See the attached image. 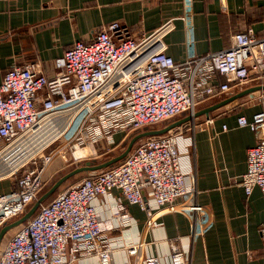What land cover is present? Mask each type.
Returning <instances> with one entry per match:
<instances>
[{"label":"built area","instance_id":"1","mask_svg":"<svg viewBox=\"0 0 264 264\" xmlns=\"http://www.w3.org/2000/svg\"><path fill=\"white\" fill-rule=\"evenodd\" d=\"M182 2L187 48L183 60L167 53L164 40L175 29L174 19L140 37L115 21L103 26L92 41H76L57 57L53 77L39 62L15 66L4 75L0 152L28 144L33 154L12 176L16 175V188L0 192V230L39 199L48 167L57 157L65 158L67 151L114 145L119 135L123 141L131 132L193 115L234 87L264 86V37L250 28L236 33L230 47L198 55L193 0ZM256 94L260 110L252 119L237 118L239 127L259 135L248 150L240 181L247 196L256 187L264 195V89ZM192 122L187 130L181 125L140 139L122 161L90 173L42 204L0 250V264H76L90 258L98 264H191L195 241L212 224L210 210L198 201L188 148L193 138L184 136L194 131ZM67 135L66 142L54 147ZM100 197L110 211L108 218L100 213ZM152 204L184 214L192 227L190 237L167 239L169 250L164 254L151 253L133 230L137 220L127 207L139 206L147 215V226L161 228ZM109 231L119 234L110 236ZM118 252L124 259L114 263Z\"/></svg>","mask_w":264,"mask_h":264},{"label":"crops","instance_id":"2","mask_svg":"<svg viewBox=\"0 0 264 264\" xmlns=\"http://www.w3.org/2000/svg\"><path fill=\"white\" fill-rule=\"evenodd\" d=\"M193 8L194 51L198 55L230 47L236 33L250 28L258 37H264V0H193ZM182 15V0H0V83L10 69L30 62H39L46 75L53 77L57 57L76 41H92L103 26L115 21L140 37L174 19L175 29L164 40L167 53L183 60L187 48ZM248 88L250 85L234 87L228 96L214 98L196 112ZM260 108L256 93L242 96L209 116L198 117L194 131L184 134L193 138L188 148L200 191L198 201L212 215L211 226L192 247L191 264H264V195L256 187L247 196L240 185L247 170L248 150L257 144L259 135L237 123L241 115L252 119ZM192 124L186 122L182 129L187 130ZM224 125L227 131L223 130ZM48 183L40 197L49 190L45 191ZM2 184L0 192L10 190ZM60 192L56 190L43 204ZM113 194L119 196V191L114 190ZM152 206L157 213L155 223L162 224L161 228L148 227L146 213L137 205H127L137 220L133 230L149 245L152 254H164L169 250L167 239L190 237L192 227L184 214ZM99 207L102 216L110 217L103 197L99 198ZM123 255L114 253L113 262H121ZM76 264L98 263L90 258Z\"/></svg>","mask_w":264,"mask_h":264},{"label":"rangeland","instance_id":"3","mask_svg":"<svg viewBox=\"0 0 264 264\" xmlns=\"http://www.w3.org/2000/svg\"><path fill=\"white\" fill-rule=\"evenodd\" d=\"M169 122H164V123H160L157 125H153L148 127L147 130H156V129H162L164 127H166V125H168ZM136 135V133L131 132L129 133L128 137H126L125 140H122L121 135H119V138L116 139V143L114 145H108V144H100L97 145L96 147H94L93 149L88 148L87 152L85 154V156L80 157V158H75L73 156V152L71 151H67L65 153V158L62 157H57L56 160L53 162V164H51L48 167V172H47V176H46V182L49 181L47 188L45 189V191H47L48 189H50L61 177H63L64 175H66L67 173H69L70 171L76 169L77 167H81L86 165V163H101L104 161H107L109 159H112L113 157L120 155L121 153H123L126 148L128 147L131 139ZM50 139V138H49ZM47 139V140H49ZM47 140H45L44 142H46ZM68 140V135L63 137L61 139V141H59L58 143L55 144L54 147L60 146L62 145L64 142H66ZM139 142V140L135 143V145ZM8 152V151H7ZM33 154V151H31V146L26 150V151H22L20 153L16 154V162L17 164H21L23 162H25L26 160H28ZM6 158H5V163H7L8 166V171L10 174L11 173V167L9 165H14L11 157L6 153L5 154ZM56 166L55 169H52L51 167ZM27 168V166L25 165L23 167V169H21V171L18 172L17 175H20L21 172L23 170H25ZM7 174V175H8ZM90 175L89 172H83L77 175H74L70 178H68L66 181H64L59 187H58V191H62L64 190L66 187L75 184L76 182L80 181L81 179H83L84 177ZM16 176V175H15ZM9 177V178H5L3 180H1V184L8 187V189L12 188L14 186V182L16 177ZM4 178V177H3ZM49 179V180H47ZM0 184V185H1ZM18 230V227L15 229L10 230L3 238L1 244H0V250H2L5 245L7 244L8 240L10 239V237Z\"/></svg>","mask_w":264,"mask_h":264},{"label":"water","instance_id":"4","mask_svg":"<svg viewBox=\"0 0 264 264\" xmlns=\"http://www.w3.org/2000/svg\"><path fill=\"white\" fill-rule=\"evenodd\" d=\"M264 86H255V87H250L248 89L243 90L242 92L238 93L237 95L233 96L231 99L225 100L217 105L208 107L206 109H203L201 111H198L196 113H194L193 115L187 116L179 121H176L162 129H156V130H145L143 132H140L138 134H136L130 141L128 147L126 148V150L121 153L120 155H117L115 157H113L112 159H109L107 161L101 162V163H86V165L81 166V167H77L76 169L70 171L69 173H67L66 175H64L63 177H61L46 193H44L41 197H39V199L31 206V208L23 215L21 216L19 219L13 221L12 223H9L7 225H5L1 230H0V244L4 238V236L12 229H15L23 224H25L29 219H31L34 214L38 211V209L40 208V206L58 189V187L64 182L66 181L68 178L83 173V172H97L103 169H106L110 166H113L114 164L122 161L132 150V148L134 147L135 143L145 137H149V136H155V135H160V134H164L174 128H176L177 126H180L186 122H190V121H195L198 117L205 115V116H209L210 112L216 110L217 108L224 106L228 103H230L231 101L240 98L242 96L245 95H254L256 92L263 90Z\"/></svg>","mask_w":264,"mask_h":264},{"label":"bare ground","instance_id":"5","mask_svg":"<svg viewBox=\"0 0 264 264\" xmlns=\"http://www.w3.org/2000/svg\"><path fill=\"white\" fill-rule=\"evenodd\" d=\"M46 142H43V144L46 143ZM13 146L14 145L10 146V148H7V149L5 148L3 151L0 152V179H5V178L12 177L20 169V167L30 159L29 158L28 160H26L25 162L21 163L20 165L17 164V162H16V154L22 152L23 150L26 151L30 147V145H28V144H25L23 146L21 145V146L17 147V148H19V150H17V149L16 150H12L14 148ZM86 152H87V150H85V149H78V150L73 152V156L75 158H80V157L85 156ZM6 153L11 157V159H12V161L14 163V165H12V164L9 165L11 167V170H12L10 174H8L9 173V171L7 169L8 166H7V163H5V158H6L5 154Z\"/></svg>","mask_w":264,"mask_h":264},{"label":"trees","instance_id":"6","mask_svg":"<svg viewBox=\"0 0 264 264\" xmlns=\"http://www.w3.org/2000/svg\"><path fill=\"white\" fill-rule=\"evenodd\" d=\"M12 188H16V185L14 184V186Z\"/></svg>","mask_w":264,"mask_h":264}]
</instances>
